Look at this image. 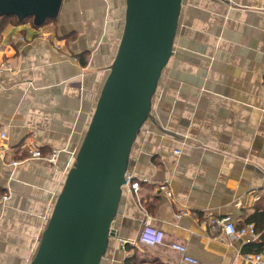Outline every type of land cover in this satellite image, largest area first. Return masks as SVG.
Returning <instances> with one entry per match:
<instances>
[{
	"label": "crops",
	"instance_id": "crops-1",
	"mask_svg": "<svg viewBox=\"0 0 264 264\" xmlns=\"http://www.w3.org/2000/svg\"><path fill=\"white\" fill-rule=\"evenodd\" d=\"M124 9V0H62L51 23L12 18L0 29V62L10 64L0 70V144L11 148L0 156V264H29L36 250L114 58ZM28 143L44 157L57 150L56 161L29 158ZM127 173L148 182L137 194L123 188L102 264L132 254L140 264H188L172 241L198 264H250L249 241L212 232L207 218L240 226L264 208V0L183 1ZM141 207L163 231L162 245L138 243Z\"/></svg>",
	"mask_w": 264,
	"mask_h": 264
},
{
	"label": "water",
	"instance_id": "water-1",
	"mask_svg": "<svg viewBox=\"0 0 264 264\" xmlns=\"http://www.w3.org/2000/svg\"><path fill=\"white\" fill-rule=\"evenodd\" d=\"M62 0H0V16L54 19ZM184 0H124L114 58L29 264H101L113 234L129 154L151 103Z\"/></svg>",
	"mask_w": 264,
	"mask_h": 264
},
{
	"label": "built area",
	"instance_id": "built-area-1",
	"mask_svg": "<svg viewBox=\"0 0 264 264\" xmlns=\"http://www.w3.org/2000/svg\"><path fill=\"white\" fill-rule=\"evenodd\" d=\"M10 69V64L8 62H0V70L1 69ZM6 134L5 132H0V139L5 140ZM27 154L29 158H45L49 163H54L57 158V150H53L51 154L47 157L43 156V153L40 149L34 147L32 143H28ZM11 148L7 146L5 143L0 144V156L3 157L7 152H9ZM178 153V151H175ZM18 163L17 160H13L11 162L12 166H16ZM148 182L147 178H137L132 176L131 174L125 175V183L123 187H127L130 191L137 194L140 188V182ZM158 189L165 193L166 195H170L169 186L167 183L158 184ZM8 195H3V199H7ZM142 212V227L139 231L138 235V243L152 247L157 245H162L164 243V233L161 229L157 228L152 224V218L148 214L145 207H141ZM181 214L175 215L176 218H179ZM207 225L211 229L212 232H223L226 236L230 238H246L247 241H253L258 237V233L255 230V226L252 222L246 223L244 225L236 226L234 222L229 217H208ZM122 246H124L125 241H121ZM167 246L175 251L182 262L188 264H198V260L189 255L187 251L186 244L179 241H172L167 244ZM245 259L250 264H264V251L246 253L244 255Z\"/></svg>",
	"mask_w": 264,
	"mask_h": 264
},
{
	"label": "trees",
	"instance_id": "trees-1",
	"mask_svg": "<svg viewBox=\"0 0 264 264\" xmlns=\"http://www.w3.org/2000/svg\"><path fill=\"white\" fill-rule=\"evenodd\" d=\"M12 18H14L15 20H18L15 17L0 16V29L2 28L5 22H7L9 19H12ZM48 21L49 20L45 21L44 23H47ZM0 193H1V190H0ZM249 222H252L254 224L255 230L258 233V239L253 242L247 243L243 247V252L253 253V252L264 251V208L262 207L257 208L253 214L248 216L246 218L245 223H249ZM242 225H244V223ZM124 264H140V260L138 256H136V254H132L131 256L126 257V259L124 260Z\"/></svg>",
	"mask_w": 264,
	"mask_h": 264
},
{
	"label": "rangeland",
	"instance_id": "rangeland-1",
	"mask_svg": "<svg viewBox=\"0 0 264 264\" xmlns=\"http://www.w3.org/2000/svg\"><path fill=\"white\" fill-rule=\"evenodd\" d=\"M51 21H52V19L49 20L50 23H51ZM52 151H53V150H52ZM52 151H51V152H52ZM51 152L49 153V155L51 154ZM49 155H48V156H49ZM102 262H103V259H102V261H101V264H102Z\"/></svg>",
	"mask_w": 264,
	"mask_h": 264
}]
</instances>
